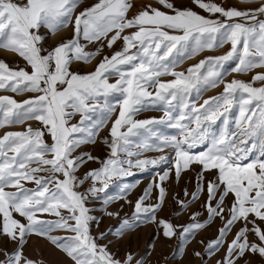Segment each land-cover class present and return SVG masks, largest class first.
I'll return each mask as SVG.
<instances>
[{
    "label": "snow or ice",
    "instance_id": "obj_1",
    "mask_svg": "<svg viewBox=\"0 0 264 264\" xmlns=\"http://www.w3.org/2000/svg\"><path fill=\"white\" fill-rule=\"evenodd\" d=\"M80 2L0 0V49L24 62L14 68L0 60V91L35 94L22 101L0 95V127L26 120L40 125L0 136V238L5 240L0 264H37L24 254L33 235L49 241L74 264H149L154 240L160 236L171 239L179 228L180 243L171 257L175 259L183 255L186 242L217 219L221 221L217 236L207 242L203 252H193L200 264L221 248L224 255L216 264H264V72L256 73L250 81L223 80L228 71L264 69V0H238L249 5L245 8L215 0H188L187 4L154 0L131 17L128 13L136 7L132 0H96L76 13ZM70 24L71 38L51 48L45 46L48 35ZM42 28L47 32L42 34ZM126 30L130 31L125 34ZM81 39L106 41L108 48L122 41V47L110 56L103 55L93 71L81 73L73 70V62L88 63L101 55L105 46L101 43L88 52ZM224 44H230L225 54L206 57L186 72L174 70L185 56ZM228 61L236 63L225 69ZM206 64L212 71L204 75L200 69ZM162 76L173 79L165 82ZM221 84L220 94L199 106L194 103L193 91L199 96ZM155 106L163 108V117L135 119ZM234 109H238L236 131L230 120ZM117 110L110 139L102 141L109 156L103 160L88 153L73 156L81 145L95 142L93 137ZM77 114L79 121L70 124ZM217 122L221 124L218 132L213 128ZM160 126L176 132L165 134ZM85 132L86 136L75 135ZM45 137H50L51 143ZM201 146L206 150L195 151ZM257 147L259 155L253 157ZM168 149L167 155L141 158L146 151ZM89 161L99 162L101 167L78 176V170ZM163 165L168 167L159 170ZM194 165L199 166L195 188L189 192L185 187L184 198L173 195L178 207L172 217L194 203L198 207L189 211L188 223L174 225L171 217L157 215L168 199L165 182L174 177L179 183L182 173ZM133 168L140 172L158 169L159 182L145 189L131 218L99 236L115 239L98 244L90 234V223L96 218L86 205L90 199H101V194L104 205L113 202L115 197L107 195L109 182L135 175ZM88 181V186L78 191ZM25 183L35 187L27 188ZM131 187L121 184V194ZM154 189L156 202L145 204ZM37 214L57 219L43 220ZM108 215L118 216L119 212ZM144 223L155 224L156 229L142 254L109 251L113 242ZM57 230L72 235H52ZM9 244L15 245L11 251Z\"/></svg>",
    "mask_w": 264,
    "mask_h": 264
},
{
    "label": "rangeland",
    "instance_id": "obj_2",
    "mask_svg": "<svg viewBox=\"0 0 264 264\" xmlns=\"http://www.w3.org/2000/svg\"><path fill=\"white\" fill-rule=\"evenodd\" d=\"M95 2L96 0H81L80 4L76 9V13L83 10V8H85L86 6H89ZM149 2L154 3V0H132V3L136 7H134L129 11L128 13L129 17H131L138 10V8H140L145 3H149ZM180 2L187 4L188 0H180ZM215 2L223 3L225 6L233 5L238 8L249 7V5H244L239 3L238 0H215ZM197 11H199V9H197ZM40 31L42 34L47 32V30L43 28ZM127 31L130 30H126L125 34H127ZM72 36H73V29H72V25L70 24L68 27L61 28L55 34L48 35L45 41V46L48 48L54 47L61 40H67ZM80 43L85 46V51L88 52H91L96 48H99L101 43L105 44L104 48L102 49L101 55H97L90 62L88 63H83L80 61L73 62L72 64L73 70L79 69L81 73H88L93 71L95 66L102 59L103 55L110 56L113 52L119 50L122 47V41H117L112 48H108L106 46V41H96L93 43H88L83 39H81ZM229 49H230V44H224L223 47H217L214 50L206 49L195 55L189 54L185 56V58H183V60L176 65L174 70L178 72H186V70L190 66L197 64L199 61L204 60L206 57L209 56L215 57V56L223 55ZM0 60L8 63L11 67L14 68L17 66H23L24 63L22 59H20L16 54L4 49H0ZM235 63L236 61L225 62V69H230L231 67L234 66ZM210 71H212V68L209 67L207 64L200 69V72L203 73L204 75H207ZM258 72H264V69L257 68L247 73H235L228 71L223 76V80L225 82H229L232 79L250 81L252 76ZM160 79L166 82L173 79V77L162 76L160 77ZM114 80L115 77L110 78V82H114ZM255 86L258 87L259 83H257ZM149 91H154V88H150ZM222 91H223L222 84L219 85L218 87L215 88L209 87L207 90L201 91L199 96H197L195 91H193L192 96L195 97L194 103H196V105L199 106L200 104L203 103L204 100L216 96L220 94ZM0 95H8L13 97L17 101H22L28 99L29 97L35 94L27 93V92L23 94H14L7 91H0ZM117 114H118V110L117 112L113 113L111 117L108 119L107 123L98 130L96 135L93 137L95 141L94 143H85L81 145L79 148L75 150V152H73L72 155L77 156L81 153H88L94 157H99L100 160L106 159L109 156V149L102 141L103 138L109 137L111 124L115 120ZM237 115H238V109H234L230 114V120L232 121L231 128L233 131H236L234 120ZM163 116H164L163 108L160 106H155V107H149L146 110L140 112L135 117V119L144 120L153 117L161 118ZM0 118H2V116H0ZM79 119L80 116L77 114L76 116L72 117L70 124L77 123ZM29 125H31L33 128H37L40 126L39 123L35 120H26L20 124L14 123L11 125H6L5 127H0V136H3L5 132L24 131ZM220 127H221L220 122H217V124L213 126V128L217 132L220 130ZM160 130L163 131L165 134H174L176 132L175 129H170L164 126H160ZM75 135L86 136L87 133L86 132L78 133ZM45 139L48 143H51L50 137H45ZM132 139L137 140L143 138L133 137ZM133 150L134 151L136 150L135 146H133ZM201 150H206V146H201L197 148L195 151L198 152ZM170 152H171L170 149L165 150L164 152L146 151L144 152L141 158L158 157L160 155H167ZM259 152H260L259 147H257L256 151L253 153V157L258 156ZM9 155L12 154L9 153ZM99 167H101V164L99 162L89 161L78 170L77 175L82 177L83 174L89 169H96ZM167 167H168L167 165H163L159 170L166 169ZM159 170L150 168L149 171L140 172L138 169L133 168L132 171L135 173V175L124 177L122 179L113 178L112 181L109 182L107 195L115 197L113 202L104 205L103 203L104 194H101L102 197L101 199L89 200L88 204L86 205L87 207L92 209V211L89 214L96 218L95 222L90 223V234L93 238L96 239V242L98 244L101 245L108 244L109 241L115 239L114 236L112 235H109L107 239H103V240L99 239V236L100 233L102 232L106 233L109 231V229H115L119 225L120 221H122L124 218L132 217L135 211V203L138 200V198L144 194L145 189H147L150 184H152L154 181L159 182L157 175V172ZM198 170H199V166L194 165L192 166L191 170L182 173L179 183L176 182L174 177L171 178L169 181L165 182V186L167 187L168 190V199L164 204L163 210L157 213L158 217H165V218L171 217L172 223L174 225H183L188 223L189 211L196 210L198 204L194 203L190 206V209L186 210L183 214L172 217V212L174 208L178 207V205H176L173 202L172 197L174 194H180L181 198H184L182 193L185 187H187L189 192L194 190L196 184V173ZM89 183L90 181L86 182V184L80 189H78V191H83L84 188H86ZM124 183L132 184L133 187H131L126 194L122 195L120 192V185ZM25 187L33 188L35 187V185L31 183H25ZM6 191H15V189L7 188ZM229 200H231V197H229ZM155 202H156V190L154 189L149 199H147L144 203L152 204ZM201 211L203 210L201 209ZM110 212L111 213L119 212V215L118 216L108 215V213ZM37 216L39 219H43V220L57 219V217L49 214H37ZM16 218L22 219L18 215H16ZM203 218L204 217L201 216V219ZM220 224L221 221L217 219L211 226L196 233L194 238L190 242H186L183 250V255L175 259L171 257L173 255V252L177 249L180 243L179 241L180 229L177 228L176 230L177 235L172 237L171 239H167L160 236L159 238L154 240V248L150 249L151 254L147 258L149 264H200L199 259L193 255V252L204 251L207 242L214 239L217 236V229ZM155 229H156L155 224H151V223L141 224L139 227L135 228L134 230L130 232H126L123 236V239L117 242H113L109 247V251L116 253L117 255H122L126 250H130L133 253L142 254L145 250V245L150 240L153 239L155 235ZM52 235L66 237L72 235V233L57 230L54 231ZM228 239L229 240L231 239V235H229ZM200 241H204V243H201ZM4 246H5V240L3 238H0V248ZM14 247H15L14 244H9L8 250L11 251ZM24 254L27 257L37 261V264H74V261H72L65 253L56 249L49 241L37 237L35 235L31 236V238L28 240L24 248ZM223 255H224V249L221 248V250L215 255H213L211 258H205V264H216V261L219 260ZM0 259H3V256H0Z\"/></svg>",
    "mask_w": 264,
    "mask_h": 264
},
{
    "label": "crops",
    "instance_id": "obj_3",
    "mask_svg": "<svg viewBox=\"0 0 264 264\" xmlns=\"http://www.w3.org/2000/svg\"><path fill=\"white\" fill-rule=\"evenodd\" d=\"M203 234V233H202Z\"/></svg>",
    "mask_w": 264,
    "mask_h": 264
}]
</instances>
